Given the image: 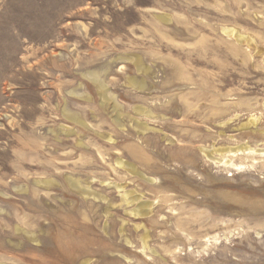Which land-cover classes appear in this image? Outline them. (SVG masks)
Segmentation results:
<instances>
[{
  "label": "rangeland",
  "instance_id": "1",
  "mask_svg": "<svg viewBox=\"0 0 264 264\" xmlns=\"http://www.w3.org/2000/svg\"><path fill=\"white\" fill-rule=\"evenodd\" d=\"M85 260L264 264V0H0V264Z\"/></svg>",
  "mask_w": 264,
  "mask_h": 264
},
{
  "label": "bare ground",
  "instance_id": "2",
  "mask_svg": "<svg viewBox=\"0 0 264 264\" xmlns=\"http://www.w3.org/2000/svg\"><path fill=\"white\" fill-rule=\"evenodd\" d=\"M168 17H166L167 19ZM163 19V18H162ZM234 29V28H233ZM232 28L228 29V28H224V31L227 32L228 34H233L234 30ZM239 33H237L238 35ZM242 34L238 35V40L239 41H244L243 38L241 36ZM136 66L139 67V69H143V64L140 61V59H137L136 62ZM103 71V70H102ZM85 76V75H84ZM88 77H90V79L95 83L96 87H97V91L99 93V97L101 99V103L103 106H106L108 104H111L112 108H113V112H115V116L114 119L119 123L121 121V105L118 103L116 97L110 93V90L108 88V85L106 83V81L100 76V73L93 71L90 72L89 74H87ZM129 83L131 86L134 87H138V88H144L146 86V82L144 79H138L136 77H130L128 78ZM71 92L74 93V91L71 90ZM70 92V93H71ZM134 110L136 113L139 114H146V115H150L151 111L143 106H135ZM64 111V109H63ZM70 119L77 121L83 125H85V121L82 120L78 115L73 114V113H68V116ZM136 122V126L139 127L140 130L145 131L147 129H149L148 125L146 123H142L141 121L138 120V118H134L133 119ZM253 122V121H252ZM73 130H68V133H71ZM109 139H112L111 136H109ZM254 149L251 148L249 145L244 144V145H240L237 147H226V148H220V149H215L213 151H207L206 149H203V151L212 158H217L216 157V153L220 154V157L217 158L219 159L220 162H224L227 165H231L233 167H237L238 165L235 164L233 162V160L231 159L232 157L236 156L237 154H242V153H246L247 151L251 152ZM229 153V156H232L231 158H226V154ZM116 163L118 166H121L123 168H125L126 170L134 173V174H138L141 177H145L144 174H142L140 171H138L136 169V167L126 161H124L122 158H117ZM150 181L153 180L149 178ZM54 181L52 179H46V180H37V183H44V184H51ZM67 182H69L70 186L73 188L78 189L81 193L87 195V196H94L95 198H102V199H106L105 196H101L99 193L97 192H93L90 190V187L87 186H83L81 181L78 178H74V177H68ZM115 186L117 188L120 189L121 193H122V200L128 204L132 206V213H134L135 215H142V214H149L152 212V206H153V202L151 201H142V195L137 194L135 190H128L125 185L123 184H115ZM25 189V188H24ZM23 189V190H24ZM26 190V189H25ZM17 231L20 230H24L22 228H20L19 226L16 227ZM34 234V233H33ZM147 237L148 235H144L143 238V245L144 248H148V244H147ZM31 240L37 241L38 242V238L37 237H31ZM129 242V241H128ZM83 260V259H82ZM81 264H90L89 260H85L83 262H81Z\"/></svg>",
  "mask_w": 264,
  "mask_h": 264
}]
</instances>
